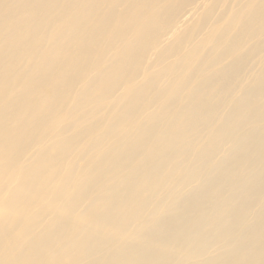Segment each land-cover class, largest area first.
I'll return each mask as SVG.
<instances>
[{"label": "bare ground", "instance_id": "obj_1", "mask_svg": "<svg viewBox=\"0 0 264 264\" xmlns=\"http://www.w3.org/2000/svg\"><path fill=\"white\" fill-rule=\"evenodd\" d=\"M0 264H264V0H0Z\"/></svg>", "mask_w": 264, "mask_h": 264}]
</instances>
